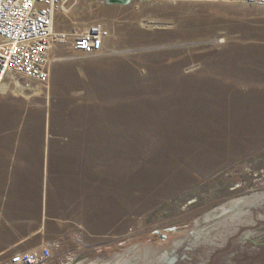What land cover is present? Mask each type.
<instances>
[{
    "label": "rangeland",
    "instance_id": "obj_1",
    "mask_svg": "<svg viewBox=\"0 0 264 264\" xmlns=\"http://www.w3.org/2000/svg\"><path fill=\"white\" fill-rule=\"evenodd\" d=\"M94 23L100 53L0 91V264H157L264 196V5L70 0L54 31Z\"/></svg>",
    "mask_w": 264,
    "mask_h": 264
},
{
    "label": "built area",
    "instance_id": "obj_2",
    "mask_svg": "<svg viewBox=\"0 0 264 264\" xmlns=\"http://www.w3.org/2000/svg\"><path fill=\"white\" fill-rule=\"evenodd\" d=\"M70 0H0V91L3 85L30 89V83L47 84L50 79V51L53 46L70 42L76 53H100L108 39V30L94 23L70 33L54 31L55 15L64 11ZM131 1V0H130ZM196 1L264 5V0H150ZM8 81L7 84L5 81ZM23 81V82H22ZM52 252L43 246L17 253L15 264H50Z\"/></svg>",
    "mask_w": 264,
    "mask_h": 264
},
{
    "label": "water",
    "instance_id": "obj_3",
    "mask_svg": "<svg viewBox=\"0 0 264 264\" xmlns=\"http://www.w3.org/2000/svg\"><path fill=\"white\" fill-rule=\"evenodd\" d=\"M157 264H264V196L201 225L185 246Z\"/></svg>",
    "mask_w": 264,
    "mask_h": 264
},
{
    "label": "crops",
    "instance_id": "obj_4",
    "mask_svg": "<svg viewBox=\"0 0 264 264\" xmlns=\"http://www.w3.org/2000/svg\"><path fill=\"white\" fill-rule=\"evenodd\" d=\"M22 250V248H21V244H18V243H14V244H10V245H8V246H6L5 248H4V250L3 251H1L2 253H7L9 256H10V260L9 261H4L3 262V264H15V263H12L11 262V258L15 255V254H17V252L18 251H21ZM28 249H26V251H27ZM30 250V249H29ZM31 251V250H30ZM50 264H51V262H50Z\"/></svg>",
    "mask_w": 264,
    "mask_h": 264
},
{
    "label": "bare ground",
    "instance_id": "obj_5",
    "mask_svg": "<svg viewBox=\"0 0 264 264\" xmlns=\"http://www.w3.org/2000/svg\"><path fill=\"white\" fill-rule=\"evenodd\" d=\"M7 88H8L7 85H3L2 88H1V90L3 91V90H6Z\"/></svg>",
    "mask_w": 264,
    "mask_h": 264
}]
</instances>
